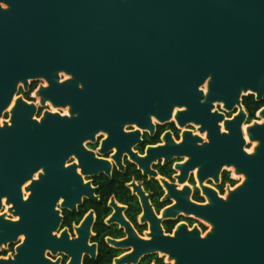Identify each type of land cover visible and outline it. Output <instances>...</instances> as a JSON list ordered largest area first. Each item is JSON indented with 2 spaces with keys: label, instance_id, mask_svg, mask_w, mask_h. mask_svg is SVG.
Instances as JSON below:
<instances>
[{
  "label": "water",
  "instance_id": "1",
  "mask_svg": "<svg viewBox=\"0 0 264 264\" xmlns=\"http://www.w3.org/2000/svg\"><path fill=\"white\" fill-rule=\"evenodd\" d=\"M0 118L10 106L21 82L45 78L50 88L37 94L42 103L72 106L77 117L46 113L40 125L33 121L34 105L23 99L12 110L11 123L0 127L1 199L14 205L19 222L0 217L1 242L27 236L15 261L27 264L26 254L53 248L56 239L55 197L44 202L42 182L24 202L21 187L48 155L65 153L96 122L137 119L143 126L151 118L164 122L176 107L185 108L176 119L181 126L201 125L211 148L190 153L181 165L184 175L200 167V181L216 180L223 167H234L244 182L226 199L216 196L207 206L190 204L197 216L211 224L201 237L198 230L181 227L162 248L141 243V252L118 261H136L156 250L175 264H264V123L248 125L244 97L264 100V0H0ZM60 71L72 79L59 83ZM206 86V89H205ZM202 89V90H201ZM207 90V93H204ZM228 111L239 107L229 134L213 121L214 103ZM264 119V108L258 114ZM258 144L254 155L244 151ZM186 136L192 137V133ZM177 209V208H175ZM176 213L177 211L174 210ZM163 238L161 233L156 239ZM155 239V240H156ZM51 264L41 255L39 264Z\"/></svg>",
  "mask_w": 264,
  "mask_h": 264
},
{
  "label": "flooded vegetation",
  "instance_id": "2",
  "mask_svg": "<svg viewBox=\"0 0 264 264\" xmlns=\"http://www.w3.org/2000/svg\"><path fill=\"white\" fill-rule=\"evenodd\" d=\"M58 77L61 84L72 79L63 71ZM42 88H50L45 78H30L27 88L20 82L0 123L12 126L13 105L19 98L34 105L33 121L40 125L46 113L77 117V113H71L70 104L55 106L50 100L43 104L37 94ZM185 110L176 107L171 118L164 122L152 117L147 126L137 119L96 122V127H90L80 141L79 148L75 147L76 140L71 147L68 145L65 153L60 146L48 155L45 148L42 164L32 178L33 182H40L39 177L46 176L41 184L44 202H51L55 197L58 222L56 227H50V233L56 245L42 252L27 253V264H39L41 255L51 264H175L168 254L159 250L140 255L136 261H118L140 253L142 241H155L154 247L162 248L167 238H175L181 227L198 230L205 237L212 230L211 224L188 206L210 205L214 196L226 199L239 182L243 183L245 176L238 175L234 167H223L217 180L209 176L201 182L200 167L184 175L180 166L190 160L187 153L191 149L205 153L211 148L205 146L211 140L208 131L201 132V125L178 123L177 113ZM65 112L69 115L65 116ZM212 113L224 116L223 120L212 123L220 127L222 134H229L225 121H232L239 107L228 111L222 103L215 102ZM246 123L250 125L249 113ZM189 132L201 141L186 136ZM243 132L248 140L245 124ZM257 146L255 143L253 152ZM41 168L46 173H41ZM30 189L28 181L21 187L24 202H28L25 196L31 198L33 194ZM15 211L14 205L3 197L0 213L5 220L19 222L21 219H15ZM4 227L0 229V236L6 232ZM159 232L163 238L156 239ZM21 236L27 240L25 234H20L15 241L0 243V260H16L18 248L25 243ZM1 240H4L2 236Z\"/></svg>",
  "mask_w": 264,
  "mask_h": 264
},
{
  "label": "snow or ice",
  "instance_id": "3",
  "mask_svg": "<svg viewBox=\"0 0 264 264\" xmlns=\"http://www.w3.org/2000/svg\"><path fill=\"white\" fill-rule=\"evenodd\" d=\"M3 6H4V5L0 4V8H2ZM18 107H19V104H14V105H13V109H16V108H18ZM63 114H64L65 116L69 115L68 112H65V113H63ZM3 126H4L3 123H0V127H3ZM244 151L247 152V153H249L250 155H254L253 149L246 148V149H244ZM40 171H41V173H46V169H44V168H41ZM44 179H46V176H43V175H42V176L39 177L40 182H43ZM28 183H29V185H31L30 193H31L32 190H34L36 187H38V184L33 183V178H32V177H29V178H28ZM0 195H2V193H0ZM24 200H25V201H28V202H31V200H30V196H25V197H24ZM2 215H3V213H0V216H2ZM15 219H16L17 221H19L21 218H20L19 215H17ZM20 239H21L22 241H25L24 246L27 247L26 237H25V236H21Z\"/></svg>",
  "mask_w": 264,
  "mask_h": 264
},
{
  "label": "trees",
  "instance_id": "4",
  "mask_svg": "<svg viewBox=\"0 0 264 264\" xmlns=\"http://www.w3.org/2000/svg\"><path fill=\"white\" fill-rule=\"evenodd\" d=\"M243 105L249 113V121L250 123L257 119V113L264 108V100L261 102H257L255 96L249 95L244 97Z\"/></svg>",
  "mask_w": 264,
  "mask_h": 264
},
{
  "label": "rangeland",
  "instance_id": "5",
  "mask_svg": "<svg viewBox=\"0 0 264 264\" xmlns=\"http://www.w3.org/2000/svg\"><path fill=\"white\" fill-rule=\"evenodd\" d=\"M5 7V6H4ZM260 122V123H264V119H261V118H258L257 120H254V121H252L250 124H252V123H254V122ZM247 143H248V145H247V147L246 148H250V149H252V147L254 146V144L256 143V142H254V143H251L250 142V140L248 139L247 140ZM229 168V167H228ZM231 168V167H230ZM226 170H230V169H226ZM244 182V181H243ZM242 184V182L240 183H238V186L239 185H241ZM175 262V261H174Z\"/></svg>",
  "mask_w": 264,
  "mask_h": 264
},
{
  "label": "bare ground",
  "instance_id": "6",
  "mask_svg": "<svg viewBox=\"0 0 264 264\" xmlns=\"http://www.w3.org/2000/svg\"><path fill=\"white\" fill-rule=\"evenodd\" d=\"M260 124H262V123H260Z\"/></svg>",
  "mask_w": 264,
  "mask_h": 264
}]
</instances>
